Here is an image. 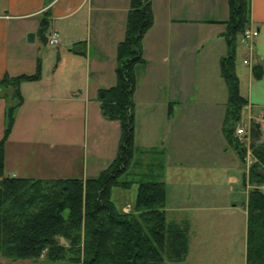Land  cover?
I'll return each mask as SVG.
<instances>
[{"label": "trees", "instance_id": "trees-1", "mask_svg": "<svg viewBox=\"0 0 264 264\" xmlns=\"http://www.w3.org/2000/svg\"><path fill=\"white\" fill-rule=\"evenodd\" d=\"M152 0H130L125 34L116 51L115 83L97 90L102 116L120 125L118 151L109 165L93 177L36 178L4 175L5 142L14 125V114L23 102L20 84L41 77L35 71L0 79V89L10 90L15 103L7 107L0 138V254L11 259L66 260L67 264H191L188 223L166 222L164 166L145 171L134 160L135 67L145 60L142 39L153 24ZM229 17L223 36L229 52L220 59V74L227 87L222 130L229 145L244 163L246 147L234 137L247 99L240 93L235 71V43L250 24V0H227ZM50 12H42L38 35L46 43ZM252 76L262 66L251 67ZM249 149L255 161L243 183L246 200L245 264H264V134L258 123L249 129ZM163 154V151H161ZM155 168V167H154ZM136 170V171H135ZM129 176V177H128ZM137 184L133 210L118 209L111 198L113 187Z\"/></svg>", "mask_w": 264, "mask_h": 264}, {"label": "rangeland", "instance_id": "rangeland-1", "mask_svg": "<svg viewBox=\"0 0 264 264\" xmlns=\"http://www.w3.org/2000/svg\"><path fill=\"white\" fill-rule=\"evenodd\" d=\"M178 2L180 3L181 0H173L176 8L174 11L178 13L180 8L179 14L174 13L177 17L182 14L186 17L191 12V8H195L194 5H197L200 10L205 7L203 0H183L180 7L177 5ZM165 3H167L165 0H154L158 11L156 19L158 22L155 23L157 27L153 28V33L148 35L150 47L147 59L144 58L143 63L136 65L140 87L134 91L136 96L134 99V129L136 130L134 134V160L141 163V167L137 166L136 169L145 171L151 167L148 165L152 163L155 167H151L153 170L158 171L159 165L163 164L165 171L167 163H174L175 159L183 162L184 167L181 172L171 170L167 177L163 176V180L166 182V222H178L179 217H182L183 222L179 223H188L189 226V249L184 260L185 263L245 264L246 200L249 185L246 186L243 183L242 168L243 174L247 175L255 158L250 149L249 153L245 152L244 159L247 158V161H251V164L247 166L246 160L243 163L229 145L222 130V121L220 123L215 119V117L222 115V105L216 109L199 108L195 104L192 105L185 101L191 97L192 102L196 100L197 104L199 102L204 104L205 95L201 92L202 87L204 90L206 88L217 90L216 87L219 84L223 86L225 83L220 70L219 72H207V68L215 66L213 46L212 48L211 45L204 46L193 52L191 47L185 50L183 47L173 48L172 46L171 49L164 48L160 53L155 54L152 43L156 35H161L160 32L163 30L159 25L163 19V5ZM205 12L207 10L204 11V14ZM240 38L242 39V34L241 36L237 34L235 69L243 83L244 75L247 74L246 71L249 66L243 63L246 53L241 48ZM25 40L26 46L33 48L35 64H37V60L40 61L41 77L39 84H42L46 90L42 101L29 97L25 105H23L25 102H22L23 108L20 105L15 111L14 117L18 116L19 111L23 121L22 123L19 121L17 131L13 135L15 137L5 142L4 175H9L10 171L30 174L33 177L86 178L99 175L114 159L118 151L119 122L107 120L106 132L102 134L98 132V129L102 127L100 123L95 125L91 120L88 123L83 121V105L77 103L76 106L72 107L66 101H62L60 108H57L59 115L73 111L78 114V117L69 120L64 118L49 119L48 113L51 105L45 96L52 88L55 91H60L59 86L61 89L63 88V83L66 82L63 74L67 72H54L57 63L55 47L29 42L28 34L25 35ZM39 45L42 47L41 52L35 51L33 47L36 48ZM226 54L227 52L223 56ZM196 60L199 66H197ZM195 66L196 70L193 69ZM74 73L79 75L73 81L77 85L76 91H78L77 87H83L85 84L86 72ZM94 78L95 74L92 73L90 79L94 81ZM75 84H73L74 87ZM9 92L10 90L0 89V138L3 135L6 122L4 111L15 103V99ZM49 93V96L53 95L52 92ZM63 94L60 95H67V91L65 90ZM153 94L161 98L170 96L178 100L180 107L175 115L178 116L177 118L187 121L186 129L195 127L192 124L196 117L199 119L202 116L204 121L210 124L215 119V123L210 127L207 126V128L213 136L216 134V129L219 128V137L211 139L208 133H205L204 138L201 139L203 144L201 147L199 141L190 140L189 135L188 140H186L187 143L181 148L185 150H181L179 158L175 154H171L165 146H162L160 141L142 142L141 145V140L145 136L147 140H158L160 135L163 137L164 120L159 123L157 115H153V111L149 108L150 96ZM209 95L207 94V97ZM219 96H223L222 92ZM205 101L209 100L206 99ZM255 112L251 115L258 118ZM242 117L245 119L248 117L247 110H243ZM156 128L158 131L152 133L151 131H156ZM167 128L168 125L166 130ZM193 134L195 135L196 132L193 131ZM218 142L219 147L226 142L224 146L226 151L221 149L220 162L215 166L212 161L217 158L218 154L215 157L211 154L217 153L218 148L215 146ZM246 147L249 148V146ZM194 150L212 153L195 157L194 153H191ZM204 165L212 168L202 170L201 166ZM196 166L197 168H194ZM230 175H237L238 181L236 183L231 182L229 180ZM136 189L137 184H133L129 189L112 188L111 198L118 209L125 212L133 210ZM0 264H67V261H52L44 256L36 259H11L0 254Z\"/></svg>", "mask_w": 264, "mask_h": 264}, {"label": "crops", "instance_id": "crops-1", "mask_svg": "<svg viewBox=\"0 0 264 264\" xmlns=\"http://www.w3.org/2000/svg\"><path fill=\"white\" fill-rule=\"evenodd\" d=\"M165 1H167V3L163 5V19L159 25L163 30L160 32L161 35H156L152 43L155 54L160 53L164 48L171 49L172 46L173 48L183 47L185 50L191 47L193 52L201 47H208L211 45V48L213 46L215 55V66L207 68V72H219L220 59L223 57V54L225 52L228 53L230 49L223 36L225 30L224 21L229 17L228 1L203 0L205 1L204 8L207 12L204 14V8L200 10L197 5H194L195 8H191V12L187 14L186 17L183 14L178 15L179 17L174 15V13L179 14L180 8L178 13H176L174 11L176 8L173 0ZM182 2L183 0H181L180 3L178 2L177 5L180 7V5L183 4ZM129 5L130 0H0V79L5 73L17 75L21 73L31 74L35 71L36 64L33 59V48L26 46L27 42L25 40V35L32 32L34 34V39L29 42L50 46L47 42L44 43L37 33L39 18L42 12L49 10L50 24L47 32L56 30L60 40L58 45L52 46L56 48L55 53L57 60L54 72L67 73L63 74V78H65L66 81L63 83V88L61 89L59 86L58 89L60 91H55V89L52 88L49 92H52L53 95L49 96L50 93L48 92L47 96H45L49 105H51L49 107L50 112L48 113V117L49 119L64 118L67 120L78 117V114H75L73 111L59 115V111L57 110V108H60L62 101H66L72 107L76 106L78 103L79 105H83V121L88 123V121L91 120L95 125L100 123L102 127L98 129V132L104 134L106 132L105 125L107 120L101 114L96 95L99 88L108 87L115 83L116 51L119 42L124 38ZM151 7L155 14V16L153 14L154 22L142 39V55L143 58L146 59L150 47L148 35L153 33V28L157 27L155 25L158 22L156 20L158 11L156 10L154 0L151 1ZM249 27L258 30V34L253 43L252 61L254 64H261L262 75L260 78L255 79L249 67L246 71L247 74L244 75L242 83L241 77L237 73L238 71H236V69L235 71L239 78L240 93L248 102L244 110L251 112V114L256 111V116H259V114L264 111V0H250ZM240 42L241 48L247 55L246 45L242 39ZM236 44L237 43H235V52L237 49ZM25 47L27 48L25 49ZM33 47L35 51L41 52L42 47L40 45L36 48L35 46ZM169 52L171 54V51ZM196 63L197 66H199L197 60ZM193 69L196 70V66ZM74 72H86L85 84L83 87L78 86V91H76L77 85L75 82L73 83V81L77 79L79 75ZM137 72L136 66L135 90L140 87ZM92 73L95 74L94 81L90 79ZM218 77L220 78V75ZM39 83L40 79L36 81H23L20 84L23 102H25L23 105L26 104L29 97L42 101L46 89ZM73 84H75V87ZM216 88L217 90H212V88H206L204 90L202 87L201 92L205 95V100H209H204V104L201 102L197 104L198 102L196 100L192 102L191 97L189 99L187 98L185 101H188V103L192 105L195 104V106L199 108L216 109L220 108L222 105V115L215 117V119L223 123L222 119L224 117L227 100V87L226 84L223 83V86L219 84ZM65 90L67 91V95L61 96L60 94H63V92L65 93ZM221 92L223 96L220 97L219 95ZM152 93L155 92L152 91ZM206 93L210 95L207 97ZM135 97L134 95V99ZM222 97L224 98L222 99ZM150 98L149 108L153 111V115H157L159 123L164 120V129H162L163 137L160 135L158 136V140H147L145 136L141 140V145L142 142L160 141L162 146H165L171 154H175L178 157L181 150H185L181 148L187 143L186 140H188L189 135L190 140L199 141L201 147H203L201 139L204 138L205 133H208L211 139L219 137V128L216 129L215 136L211 135L207 128V126L210 127L215 123V119L210 124L205 122L202 116L199 119L196 117L195 122L192 124L195 127L186 129L187 121L179 119L177 118L178 116L175 115L177 109L180 107L177 99H173L170 96L161 98L158 95L156 96V94H153ZM20 115L21 112L18 111L19 117L15 116V122L7 140L15 137L13 135L17 131L19 121H21V123L23 121ZM160 118L162 119L160 120ZM167 125L168 128L166 130ZM157 131L158 129L156 128V131L153 130L151 132L154 133ZM193 131L196 132L195 135ZM135 133L136 130L134 129V134ZM27 137L29 136L27 135ZM225 144L226 142L222 143L220 147L219 142L216 144L215 147L218 148L216 154H211L212 152L204 150H200L199 152L194 150V152L191 151V153H194L195 157L201 154H211L215 157V155L218 154L217 158L212 161V164L217 166L220 162L219 157L222 152L221 149L224 152L226 151V148H224ZM166 166L167 168L164 171L165 177H167V174L171 170L181 172L184 164L179 159H175L174 163H167ZM194 168H197V166ZM211 168L212 167L207 165L201 166L202 170H210ZM10 172L9 175L33 177L26 173H17L16 171ZM37 177L57 178L45 176ZM229 180L236 183L238 181L237 175H230ZM165 211L167 213L166 208ZM179 222H183L182 217H179L178 222L174 223L181 224Z\"/></svg>", "mask_w": 264, "mask_h": 264}, {"label": "built area", "instance_id": "built-area-1", "mask_svg": "<svg viewBox=\"0 0 264 264\" xmlns=\"http://www.w3.org/2000/svg\"><path fill=\"white\" fill-rule=\"evenodd\" d=\"M257 34H258V30L255 28H251V27L246 28L244 32L242 33V41L244 42L247 48V55L243 59V63L248 65L250 68L254 64L252 61V53H253L254 39L257 36ZM46 40H47L46 41L47 44L50 46L58 45L60 41L58 32L56 30H51L47 32ZM252 122L258 123L261 131L264 134V111L259 114L258 118L252 117L251 112H248V117L246 119L244 117H241L240 121L235 125L234 137L240 144H243L245 147L249 146V143H248L250 139L249 129H250ZM247 148L248 147H246V149ZM246 152L249 153V148L246 150ZM250 164H251V161L246 160V165L249 166ZM263 189H264V186H263Z\"/></svg>", "mask_w": 264, "mask_h": 264}, {"label": "water", "instance_id": "water-1", "mask_svg": "<svg viewBox=\"0 0 264 264\" xmlns=\"http://www.w3.org/2000/svg\"><path fill=\"white\" fill-rule=\"evenodd\" d=\"M33 39H34V34L32 32H30L28 34V41H33Z\"/></svg>", "mask_w": 264, "mask_h": 264}]
</instances>
